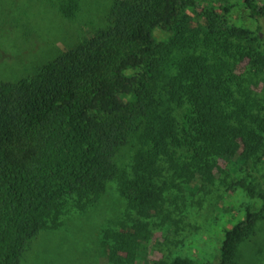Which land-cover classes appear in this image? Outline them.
I'll return each mask as SVG.
<instances>
[{"label": "trees", "instance_id": "obj_1", "mask_svg": "<svg viewBox=\"0 0 264 264\" xmlns=\"http://www.w3.org/2000/svg\"><path fill=\"white\" fill-rule=\"evenodd\" d=\"M212 1L113 0L88 37L0 81V264H23L44 230L65 226L110 182L124 215L104 231L101 256L135 264L171 190L203 191L219 160L264 156V4L242 0L252 32L229 22V0ZM44 2L65 21L81 7ZM25 9L0 0V62L11 57L6 14L20 22ZM156 28L169 40L157 41ZM257 215L248 209L226 231L218 264Z\"/></svg>", "mask_w": 264, "mask_h": 264}, {"label": "rangeland", "instance_id": "obj_2", "mask_svg": "<svg viewBox=\"0 0 264 264\" xmlns=\"http://www.w3.org/2000/svg\"><path fill=\"white\" fill-rule=\"evenodd\" d=\"M112 1L80 0L76 19L65 21L44 0H20L26 5L20 22L15 14H6L4 46L11 57L0 62V81L27 77L51 56V47L57 45L63 51L88 37ZM216 1L212 5L219 8ZM259 1L264 4V0ZM229 2V22L256 31L242 0ZM190 15L194 17V13ZM153 35L157 41L170 38L159 28ZM252 89L259 91L261 85ZM260 157L244 163L219 160L217 181L203 191L186 186H182V193L171 190L162 213L150 222L151 238L141 247L135 264H218L226 231L244 220L248 209L258 214V220L252 234L237 244L228 264H264V199L260 195L264 194V156ZM124 205L117 184L110 182L97 201L69 216L65 226L44 230L23 264H109L101 256L100 240L106 229L123 219Z\"/></svg>", "mask_w": 264, "mask_h": 264}]
</instances>
